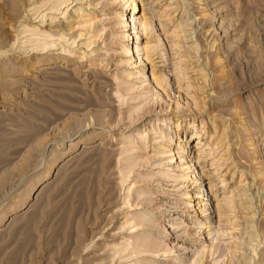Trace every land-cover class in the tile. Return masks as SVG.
<instances>
[{
	"label": "rangeland",
	"instance_id": "rangeland-1",
	"mask_svg": "<svg viewBox=\"0 0 264 264\" xmlns=\"http://www.w3.org/2000/svg\"><path fill=\"white\" fill-rule=\"evenodd\" d=\"M56 2L0 0V264H264V0Z\"/></svg>",
	"mask_w": 264,
	"mask_h": 264
},
{
	"label": "bare ground",
	"instance_id": "bare-ground-1",
	"mask_svg": "<svg viewBox=\"0 0 264 264\" xmlns=\"http://www.w3.org/2000/svg\"><path fill=\"white\" fill-rule=\"evenodd\" d=\"M69 0H57V2L55 3V5L53 6V8H55L56 10H58V7L59 6H61L62 4H64V3H66V2H68ZM170 6H171V4H169L167 7H166V9H170ZM142 17V19H143V26L144 27H146V24H147V20H146V18L144 17V15L143 16H141ZM187 22V21H186ZM183 25V24H182ZM66 35V34H65ZM84 35V33H81V32H79L77 35H75V38L74 39H76V37H81V36H83ZM73 42H75V40L73 41ZM53 43L52 42H45L44 43V47H46V46H48V45H52ZM187 48H189V46L187 47ZM189 61V60H188ZM194 61V60H193ZM193 61H192V63H193ZM197 61V65L196 66H202V64H201V62H200V60L198 59V60H196ZM180 66V65H179ZM194 67V66H193ZM196 68V67H195ZM200 78V77H199ZM167 81V78L166 77H161V76H159V77H156V81L157 82H159L160 84L163 82V81ZM196 82V81H195ZM200 85V84H199ZM198 105H199V107H200V109H201V112H206V107H207V102H206V100L205 101H200V102H198ZM203 110V111H202ZM207 114V113H206ZM205 114V115H206ZM215 124V122L213 121L212 122V124ZM218 132V128L217 127H214V130H213V134L214 133H217ZM212 134V135H213ZM225 131H221L220 132V134H218V137H219V139H220V141L222 140V138L225 136ZM195 147H197V149H199V142L195 145ZM197 153H200V152H197ZM201 156V155H200ZM190 162L193 164V160H190ZM195 162V161H194ZM229 169H231V167L229 168ZM228 169V170H229ZM199 173H198V171H195V175H198ZM201 184H202V181H201ZM237 188H239V187H237ZM240 192H241V190H240ZM208 195V194H207ZM214 196H216V194L214 195ZM217 197V196H216ZM247 199V198H246ZM220 202H217V206H219V208L221 207L220 205ZM199 208L200 207H202V205L200 204V202H198L197 204H196ZM208 213H210V212H208ZM219 214H221L222 215V213L220 212ZM225 215V214H224ZM222 219V216L220 217V220ZM137 225H145V226H155L156 224H155V222H153V221H151V220H149V219H145V218H142L141 219V221H139V222H137ZM148 245V244H147ZM161 244L160 243H156V242H153L152 244H149L148 246H155V247H159ZM147 246V247H148ZM160 250H164L163 252L164 253H167V252H170L171 250H168L167 248H161ZM136 251H138V250H135L134 252L136 253ZM139 253V252H138ZM196 264H202L201 263V261L199 260V261H197V263Z\"/></svg>",
	"mask_w": 264,
	"mask_h": 264
}]
</instances>
